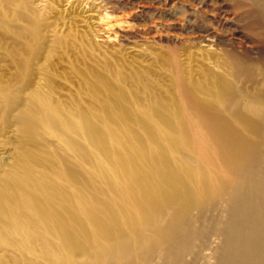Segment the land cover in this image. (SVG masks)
I'll return each instance as SVG.
<instances>
[{"label":"bare ground","instance_id":"obj_1","mask_svg":"<svg viewBox=\"0 0 264 264\" xmlns=\"http://www.w3.org/2000/svg\"><path fill=\"white\" fill-rule=\"evenodd\" d=\"M164 1L211 7L202 28L231 48L210 42L202 77L173 53L168 97L90 65L89 97L61 99L47 64L75 43L73 16L0 0V48L20 68L0 81V264H264V0ZM167 11L157 27L175 23ZM186 18L182 32L201 29Z\"/></svg>","mask_w":264,"mask_h":264},{"label":"rangeland","instance_id":"obj_2","mask_svg":"<svg viewBox=\"0 0 264 264\" xmlns=\"http://www.w3.org/2000/svg\"><path fill=\"white\" fill-rule=\"evenodd\" d=\"M56 1L55 13L67 14L68 17L73 16L70 19L73 26L71 36L67 38L76 39L73 45L66 48L61 46L52 48L48 59L47 72L54 79L57 94L61 99L68 91L71 94H78L81 91L82 99L89 97L85 93L87 88L84 86L78 69L87 68L90 65L102 68L99 70H106L112 76L117 71L127 73L129 78L126 79V84L139 94L155 93L161 97H168L173 92L168 62L173 53L181 54L182 58H186L183 61L188 72L192 71L197 77H202L204 69H209L210 61L217 59L218 54L214 53V50L224 52V47L231 48L230 44L225 46L216 40L212 42L213 39L202 28L204 23L209 26L213 25L211 20H207L212 17L211 7L206 12L200 11V13L192 14L189 11L191 2L186 1L187 9L189 8L186 14L187 12L181 11L182 7L178 9V12V7L170 8L171 5H165L164 0H161L162 2L160 0H104L103 6L107 4L104 7L97 3L98 0L97 2L89 0L86 5L84 3L88 0ZM164 7L166 11L172 10L165 12L168 13L167 22H175L177 25L173 23V26L167 27L166 19L164 20L165 25L156 26L155 23L158 22ZM231 9V16L242 18L244 8L240 9L242 11L236 8L238 12L235 8ZM107 11L110 12L106 14ZM207 14L209 15L206 16ZM188 15L198 21L201 25L200 30L194 32L180 30L181 26L178 23L186 21ZM238 23L244 22L238 21ZM82 35L83 45L79 44ZM1 36H3L2 29H0ZM210 42L214 43L211 47L214 48L213 51L207 49ZM237 49L240 52L248 50L251 54L257 50L255 44L249 40L237 41ZM17 66L0 48V81L17 79V73L20 71ZM137 74L138 78H136Z\"/></svg>","mask_w":264,"mask_h":264}]
</instances>
